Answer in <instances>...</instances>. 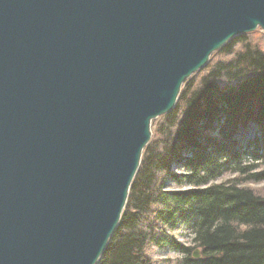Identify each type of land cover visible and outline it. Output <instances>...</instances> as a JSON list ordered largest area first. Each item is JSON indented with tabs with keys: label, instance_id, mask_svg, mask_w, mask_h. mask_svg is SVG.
<instances>
[{
	"label": "water",
	"instance_id": "water-1",
	"mask_svg": "<svg viewBox=\"0 0 264 264\" xmlns=\"http://www.w3.org/2000/svg\"><path fill=\"white\" fill-rule=\"evenodd\" d=\"M258 28L264 0H0V264H97L151 121Z\"/></svg>",
	"mask_w": 264,
	"mask_h": 264
},
{
	"label": "trees",
	"instance_id": "trees-1",
	"mask_svg": "<svg viewBox=\"0 0 264 264\" xmlns=\"http://www.w3.org/2000/svg\"><path fill=\"white\" fill-rule=\"evenodd\" d=\"M202 69L155 123L97 264H156L154 252L176 254L173 264H264V195L245 185L264 182V33L233 37ZM249 124L257 135L240 143Z\"/></svg>",
	"mask_w": 264,
	"mask_h": 264
},
{
	"label": "rangeland",
	"instance_id": "rangeland-1",
	"mask_svg": "<svg viewBox=\"0 0 264 264\" xmlns=\"http://www.w3.org/2000/svg\"><path fill=\"white\" fill-rule=\"evenodd\" d=\"M258 29H259V28H258ZM256 30H257V29H256ZM260 30H261V29H260ZM261 31H262V30H261ZM263 33H264V32H263ZM230 40H231V39H230ZM230 40H228L225 44H227ZM225 44H224V45H225ZM224 45H223V46H224ZM223 46H222V47H223ZM219 50H220V49H218V50H216V51H214V52L211 53V55L209 56V60H208V62H209L210 60H214V59H215L216 53H217ZM208 62H207V63H208ZM206 65H207V64H206ZM204 67H205V66H204ZM204 67H203V68H204ZM202 70H203V69L201 68L200 70H198V73L196 72L195 74H192V75H190L188 78H186L185 81L182 83L181 88L184 87V84H185L186 82H188V81H190V80H192V79H195V78L197 77V75L199 74V72H201ZM181 88H180V89H181ZM159 117H160V116H158L157 118H155V119H153V120L151 121V124H150V132H151V135H152V132L154 131L155 123L158 121V118H159ZM256 135H257V130H256V128H255L253 125L249 124V125H247V127H246L245 129H240V130H239V132H238V134H237V138H238V140H239L240 143H245L247 140H251V139H253ZM151 137H152V136H150V138H151ZM149 140H150V139H149ZM260 168H264V165L259 166L258 169H260ZM173 172H174V173H183L184 170H182V169H173ZM231 178H232V176H230V175H225V176L221 177L220 179L216 180L215 182H216V183H218V182H225V181H227V180H229V179H231ZM245 185L248 186L249 188L253 189L254 192H255L256 194L261 195V196L264 195V182H259V183H247V184H245ZM169 187H170L171 189L177 190L173 184H169ZM181 233H182V230H181V229L172 232L173 236H174L176 239H179V240L184 241V242H189L190 237H185V236L182 237V236H181ZM197 250H198V249H197ZM152 257H153V259H154V261H155L156 264H173V262L177 259V255L174 254V253H172V252H170V253H168V254H165V255H164V254H159L158 252H154L153 255H152Z\"/></svg>",
	"mask_w": 264,
	"mask_h": 264
},
{
	"label": "bare ground",
	"instance_id": "bare-ground-1",
	"mask_svg": "<svg viewBox=\"0 0 264 264\" xmlns=\"http://www.w3.org/2000/svg\"><path fill=\"white\" fill-rule=\"evenodd\" d=\"M200 70V69H199ZM196 72H198V71H196ZM196 72H194L193 74H195ZM192 75V74H191ZM169 112V111H168Z\"/></svg>",
	"mask_w": 264,
	"mask_h": 264
}]
</instances>
